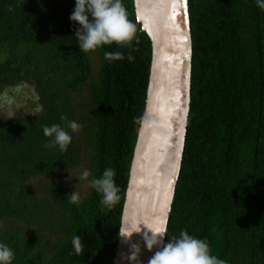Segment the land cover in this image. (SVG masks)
Masks as SVG:
<instances>
[{
	"label": "trees",
	"instance_id": "16d2710c",
	"mask_svg": "<svg viewBox=\"0 0 264 264\" xmlns=\"http://www.w3.org/2000/svg\"><path fill=\"white\" fill-rule=\"evenodd\" d=\"M123 3L137 25L131 47L85 53L69 19L75 0H0V92L27 87L37 105L36 114L0 118V242L14 250L12 264L116 263L153 65L135 0ZM189 7L191 111L165 243L187 229L228 264H264V10L255 0ZM105 51L125 59L108 62ZM62 115L82 127L66 151L45 148L42 126ZM86 154L93 176L116 171L111 209L94 189L78 206L66 201L74 190L63 181Z\"/></svg>",
	"mask_w": 264,
	"mask_h": 264
},
{
	"label": "water",
	"instance_id": "95a60500",
	"mask_svg": "<svg viewBox=\"0 0 264 264\" xmlns=\"http://www.w3.org/2000/svg\"><path fill=\"white\" fill-rule=\"evenodd\" d=\"M135 4L139 23L152 39L153 65L148 105L140 129L123 218L125 230L137 232L131 237L120 236L115 264H124L121 262L123 247L124 255L128 251L129 257L133 245L139 246L136 264H149L165 244L166 237L149 249L144 235H152L148 229L166 227L168 231L184 161L192 101L194 51L189 0H135ZM146 147L148 156L156 153L168 160L155 168L151 177L147 165L139 164L140 154ZM166 169L169 175L164 180ZM158 180L159 184H156ZM124 237L128 242L126 246L123 245ZM125 261L133 264L129 259Z\"/></svg>",
	"mask_w": 264,
	"mask_h": 264
},
{
	"label": "clouds",
	"instance_id": "9594fccd",
	"mask_svg": "<svg viewBox=\"0 0 264 264\" xmlns=\"http://www.w3.org/2000/svg\"><path fill=\"white\" fill-rule=\"evenodd\" d=\"M255 3L258 8L264 10V0H255ZM69 19L76 25L74 36L79 50L85 53L112 44L131 47L136 37L137 25L129 19L123 0H75V7ZM104 58L112 62L123 60L125 56L120 51H105ZM127 59L129 62H134L135 56L129 52ZM60 119L62 124L42 126L45 137L49 138L44 144L45 148H59L61 151H66L72 143V133L78 132L82 127L76 120H69L66 115H62ZM115 177L116 171L111 167L105 168L99 177L92 176L87 169L80 174V179L87 181L90 187L100 194L101 207L108 209L113 208L120 200L121 189L116 184ZM80 200V193L76 189L68 194L66 199L68 203L77 206ZM148 231L152 235L145 233L144 239L149 249L158 245L161 239L167 236L166 227L148 229ZM133 232L137 231H126L124 227H120L119 235L131 237ZM72 243L77 254L85 251V244L82 243L80 235H74ZM139 254L140 247L133 245L132 254L127 259L136 264ZM14 258V250L0 242V264H12ZM149 264H228V261L213 255L206 239L190 235L187 229H183L179 237L173 236L168 239L162 250L157 251L151 258Z\"/></svg>",
	"mask_w": 264,
	"mask_h": 264
},
{
	"label": "rangeland",
	"instance_id": "374dc122",
	"mask_svg": "<svg viewBox=\"0 0 264 264\" xmlns=\"http://www.w3.org/2000/svg\"><path fill=\"white\" fill-rule=\"evenodd\" d=\"M93 61L96 69H98L100 66L99 53H95L93 55ZM36 109L37 105L33 97V92L27 87H10L0 92V118H4L6 116L13 118L22 115L30 116L32 113L36 114ZM84 169L89 170L93 176L92 158L87 154L84 157V166L80 169V171L73 172L63 181L65 186L72 187L73 190L76 189L80 193V201L86 200L92 189L87 181L80 179V174Z\"/></svg>",
	"mask_w": 264,
	"mask_h": 264
},
{
	"label": "bare ground",
	"instance_id": "6f19581e",
	"mask_svg": "<svg viewBox=\"0 0 264 264\" xmlns=\"http://www.w3.org/2000/svg\"><path fill=\"white\" fill-rule=\"evenodd\" d=\"M145 145V142L143 143V146ZM148 145V144H147ZM146 151V152H145ZM148 147H146L140 154V160H139V164L142 166H146L147 165V172H148V175L151 177L152 173L154 172V169L157 168L158 166L162 165V164H165L168 160L166 158H164L163 156H160V155H157L155 153L154 156H152L153 154L149 155L148 156ZM152 156V157H151ZM145 158H147L148 160H146ZM169 175V171L168 169H166L163 173V179L165 180ZM153 180V178L151 179ZM162 180H160V183H161ZM156 184H159V180H158V183ZM157 186V185H156ZM123 245L126 246L128 244L126 238L124 237V240H123ZM130 242H133V241H130ZM124 247L122 248V254H121V259L122 261L121 262H124V264H129L128 261H125L127 260V255H128V251H127V255L125 256L124 255V251H123ZM122 264V263H120Z\"/></svg>",
	"mask_w": 264,
	"mask_h": 264
}]
</instances>
